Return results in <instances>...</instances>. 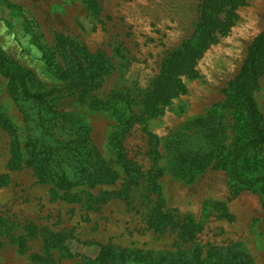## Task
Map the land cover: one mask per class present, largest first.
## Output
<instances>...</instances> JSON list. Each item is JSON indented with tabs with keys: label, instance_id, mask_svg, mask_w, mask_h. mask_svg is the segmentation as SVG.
<instances>
[{
	"label": "rangeland",
	"instance_id": "obj_1",
	"mask_svg": "<svg viewBox=\"0 0 264 264\" xmlns=\"http://www.w3.org/2000/svg\"><path fill=\"white\" fill-rule=\"evenodd\" d=\"M206 21L213 24L204 31L208 46L194 72L180 77L182 90L156 118L134 123L123 136L125 149L117 151L112 138L120 118L92 108L83 87L67 89L61 67L102 54L109 71L90 82L86 97L106 101L113 92L128 93L139 114L164 61L199 39ZM263 31L264 0H0V52L32 73L33 92L62 91L40 107L20 100L0 71V175L11 178L0 188V264H82L108 243L172 250L185 259L264 264L258 188L239 187L225 168L250 137L230 85ZM252 96L264 126V69ZM52 111L75 124L71 138L58 130L61 119L51 121L56 137L85 141L92 163L118 172L114 184L67 194L39 183L27 165V145L42 133L39 116L51 120ZM15 152L19 166L11 170ZM240 165L244 177H264V145ZM49 232L66 239L49 245Z\"/></svg>",
	"mask_w": 264,
	"mask_h": 264
},
{
	"label": "trees",
	"instance_id": "obj_2",
	"mask_svg": "<svg viewBox=\"0 0 264 264\" xmlns=\"http://www.w3.org/2000/svg\"><path fill=\"white\" fill-rule=\"evenodd\" d=\"M212 22H202L198 27L201 37L196 41L184 43L182 48L172 53L163 63V66L154 79L149 90L143 95L140 103L142 111L139 114L133 113L131 104L133 99L123 92H113L112 97L106 101L98 100L95 96L86 97L91 88L90 82L95 80L104 71H109L105 63L100 59L102 54L94 56L85 55V58H76V62L69 59L66 67H61V78L68 81L67 89L81 90L82 96L88 98L89 104L94 109L112 110L120 118L119 131L115 132L112 138L113 147L117 151L125 149L123 146V136L128 132L131 126L138 121H147L156 118L162 113V108L169 104L171 98L182 90L180 77L194 72V64L208 46L209 34L204 36V31H209ZM215 26V25H214ZM264 69V31L255 38L251 44L247 58L237 77L230 85L233 96L240 106L241 110L247 115L248 129L250 137L248 140L240 142L231 154L230 160L225 164L229 176L239 187L251 189L257 186L258 194L264 204V177L248 179L244 177L240 161L241 158L264 145V126L261 112L253 99L252 88L261 76ZM0 71L9 78L15 93L23 101H30L38 106L47 105V98L59 94L62 91L53 88L46 93H35L32 88V73L21 68L4 54L0 52ZM51 120H46L39 116L42 133L36 141L28 144L30 147V160L27 162L36 172L39 183H51L54 188L60 191H69L84 185L95 187L101 185H111L119 179L116 170L107 166L97 167L87 158L88 151L82 139H59L53 132L57 127H52L51 121H63L60 131H67L71 138L75 135L74 119L66 114L52 111ZM2 118L3 116L0 115ZM57 117V118H55ZM59 118V119H58ZM56 119V120H55ZM3 122V118H2ZM66 124L68 126H66ZM16 153V152H15ZM124 156V155H123ZM89 157V156H88ZM20 155L15 154L10 169H17L19 166ZM130 164V161H126ZM129 171V166L127 168ZM11 183L9 174L0 175V188ZM66 194V196H67ZM158 219V214H157ZM157 233V230H156ZM159 233V232H158ZM49 245L58 240L60 244L66 237L58 233L49 232ZM100 252L95 259H88L82 264H232L223 260L219 262H210L207 256L185 259L183 253H174L169 251H143L130 250L113 244H100ZM236 264V263H235ZM238 264V263H237ZM246 264V263H241Z\"/></svg>",
	"mask_w": 264,
	"mask_h": 264
}]
</instances>
